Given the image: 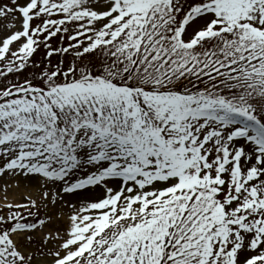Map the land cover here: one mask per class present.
<instances>
[{
  "label": "snow or ice",
  "instance_id": "snow-or-ice-1",
  "mask_svg": "<svg viewBox=\"0 0 264 264\" xmlns=\"http://www.w3.org/2000/svg\"><path fill=\"white\" fill-rule=\"evenodd\" d=\"M0 264H264V0H0Z\"/></svg>",
  "mask_w": 264,
  "mask_h": 264
},
{
  "label": "rangeland",
  "instance_id": "rangeland-1",
  "mask_svg": "<svg viewBox=\"0 0 264 264\" xmlns=\"http://www.w3.org/2000/svg\"><path fill=\"white\" fill-rule=\"evenodd\" d=\"M0 183H3V179H0Z\"/></svg>",
  "mask_w": 264,
  "mask_h": 264
}]
</instances>
